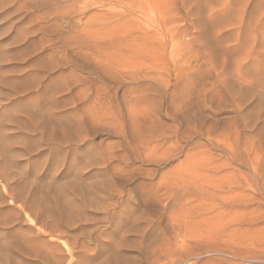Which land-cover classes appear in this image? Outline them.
<instances>
[{
    "label": "rangeland",
    "instance_id": "rangeland-1",
    "mask_svg": "<svg viewBox=\"0 0 264 264\" xmlns=\"http://www.w3.org/2000/svg\"><path fill=\"white\" fill-rule=\"evenodd\" d=\"M0 264H264V0H0Z\"/></svg>",
    "mask_w": 264,
    "mask_h": 264
},
{
    "label": "bare ground",
    "instance_id": "bare-ground-1",
    "mask_svg": "<svg viewBox=\"0 0 264 264\" xmlns=\"http://www.w3.org/2000/svg\"><path fill=\"white\" fill-rule=\"evenodd\" d=\"M79 1V0H78ZM243 21V20H242ZM239 22V24H240V21H238ZM243 25V24H242ZM255 28V27H254ZM88 34H90L89 32H88ZM203 36V35H202ZM80 38L81 37V35H78L77 36V38ZM124 39V40H123ZM142 40L146 43V47H147V50H158V51H152V52H150L151 54V56H153V57H158V60H159V58H161V56H163L164 55V49H162V47H160V44H158L157 42H156V45L154 46V42H152V44H150L151 43V37H149V36H147V35H142ZM159 40V39H158ZM80 42H81V44H86V48L87 49H89V50H92L93 48H95L96 47V44L95 43H93V42H83V40H80ZM82 45V46H83ZM105 44L103 43L102 44V46H104ZM113 45L117 48L116 49V51H117V57H119V58H121V59H123V60H127L128 59V57H129V55H130V53H137V51H135V49H134V51H133V47H132V42H131V40L129 39V40H126V37H119V36H116L115 38H114V40H113ZM148 47H152L153 49H149ZM123 49V51H124V53H122L121 54V50ZM92 53V52H91ZM143 54L145 55V53L143 52ZM140 55H142L141 54V52H140ZM149 54H147V56H148ZM132 56V55H131ZM146 56V55H145ZM116 58V57H115ZM117 59V58H116ZM116 61H118V60H116ZM111 66V65H110ZM118 68V67H117ZM159 71H161V69L159 68ZM146 73V72H145ZM145 73L143 72V70L142 71H140V72H138L137 71V73L135 72V75H134V77H132V78H135L136 80H138V79H141V78H143L144 80H146V78H147V76L145 75ZM165 73V71L163 72V74ZM160 72H158V73H156L155 74V77H160ZM140 76V77H139ZM165 76V75H164ZM154 77V78H155ZM154 78H152V79H154ZM134 80V79H133ZM28 217V216H27ZM31 220V219H30ZM34 222V221H33ZM52 240H54V239H52ZM164 240V239H163ZM162 240V241H163ZM56 241V240H55ZM162 243V242H161ZM166 244V243H165ZM65 247H66V245H64ZM160 246V245H159ZM66 249H68V247L66 248ZM156 249H158V244L157 245H155L154 247H153V249H152V254H154V256H156V255H162V254H157V252H156ZM166 249V248H165ZM70 251V250H69ZM159 251H161V250H159ZM164 251V249L162 250V252ZM70 253V252H69Z\"/></svg>",
    "mask_w": 264,
    "mask_h": 264
}]
</instances>
